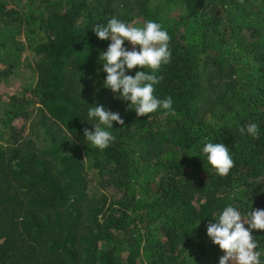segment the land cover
Listing matches in <instances>:
<instances>
[{"label":"trees","instance_id":"obj_1","mask_svg":"<svg viewBox=\"0 0 264 264\" xmlns=\"http://www.w3.org/2000/svg\"><path fill=\"white\" fill-rule=\"evenodd\" d=\"M113 17L168 31L154 95L175 116L103 87L111 41L92 30ZM93 104L124 120L103 151L83 137ZM207 142L230 149L227 177ZM228 205L264 209V0H0V264H216L207 225Z\"/></svg>","mask_w":264,"mask_h":264},{"label":"clouds","instance_id":"obj_2","mask_svg":"<svg viewBox=\"0 0 264 264\" xmlns=\"http://www.w3.org/2000/svg\"><path fill=\"white\" fill-rule=\"evenodd\" d=\"M92 31L101 41H111L99 56L106 73L103 87L116 94L117 99L129 102V109L134 110L137 117L150 118L148 114L158 110H162L164 117L175 116L173 98L159 99L154 95V86L163 80V76L157 73L172 59L171 36L164 26L149 20L142 27H136L113 17L106 25H95ZM125 41L133 46L131 51L123 46ZM136 46H139V51ZM137 67L145 71H136L134 77L126 75V71ZM87 115L95 123L92 124L94 131L83 130L85 140L101 151L112 146L117 139L112 131L113 122L124 125L120 114L103 105L93 104ZM239 131L257 140L261 136L256 123L242 126ZM202 152L221 177H227L235 166L230 149L223 143L207 142ZM213 221L207 225V236L225 253L219 264H264L261 260L264 253L258 250L260 241L252 234L253 230H264V209L250 210L245 216L236 207L228 205Z\"/></svg>","mask_w":264,"mask_h":264},{"label":"rangeland","instance_id":"obj_3","mask_svg":"<svg viewBox=\"0 0 264 264\" xmlns=\"http://www.w3.org/2000/svg\"><path fill=\"white\" fill-rule=\"evenodd\" d=\"M132 45L128 42V48L130 49V51L132 50ZM138 47V46H136ZM35 77L34 73H32V71H29L28 70L26 72H21L16 78H13L11 80V82L9 83L10 86H11V89L14 88V84H15V81H19V82H23V80L25 79H33ZM221 258V257H220ZM219 258V260H220ZM219 260H217V263L216 264H219Z\"/></svg>","mask_w":264,"mask_h":264}]
</instances>
